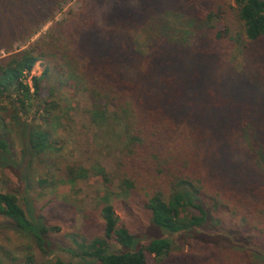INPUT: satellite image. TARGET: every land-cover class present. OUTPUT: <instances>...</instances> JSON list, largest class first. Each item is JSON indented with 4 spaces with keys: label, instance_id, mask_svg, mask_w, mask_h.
<instances>
[{
    "label": "trees",
    "instance_id": "obj_1",
    "mask_svg": "<svg viewBox=\"0 0 264 264\" xmlns=\"http://www.w3.org/2000/svg\"><path fill=\"white\" fill-rule=\"evenodd\" d=\"M70 1L0 0V170L19 173L15 141L29 170L18 189L0 188V218L29 244L17 256L0 245V264H63L47 258L57 251L85 264H176L166 234L183 236L194 256L203 246L208 264H264V182L213 175L234 138L194 113L199 101L222 105L216 79L204 74L218 45L264 39V0H80L23 49ZM187 6L192 22L180 29L175 13ZM38 170L45 188L94 180L93 206L51 198L58 216L48 218L25 193ZM116 200L141 206L145 231L163 235L143 242Z\"/></svg>",
    "mask_w": 264,
    "mask_h": 264
},
{
    "label": "rangeland",
    "instance_id": "obj_2",
    "mask_svg": "<svg viewBox=\"0 0 264 264\" xmlns=\"http://www.w3.org/2000/svg\"><path fill=\"white\" fill-rule=\"evenodd\" d=\"M79 6L80 0L70 1L63 11L56 16L55 21H51L43 26L41 31L28 43L23 45L22 48H28L30 45L36 43L42 35L46 34L53 27L55 22L62 19L64 14L72 9H77ZM189 12L190 8L187 6L184 11L179 9V11L175 13V15L181 17L182 25L180 24V29H184V21H186V23L188 22V25L192 22L193 16H191ZM147 25L144 26L143 29L149 31L146 34L152 39L153 23L151 22ZM189 29L192 30L193 28L189 27ZM235 34L237 36L238 33ZM195 36L199 41L201 39L200 37L205 36V34L197 28ZM217 48L219 50V55L216 62L212 64L214 69L211 68L205 71L204 74L208 76L213 74L212 77L216 79L217 90L223 97L222 105L214 109L209 107V105L203 107L199 101L194 113L199 118L204 119L206 124H210L212 128L221 133L224 132L228 136L229 133L232 132L234 138L232 144L236 149L232 154L227 151V149L219 150L222 153H219L217 158L213 160V175H218L223 180L236 177L243 181L250 178L256 179L254 182L259 180L264 182V39L251 42L241 38V40H237V42L234 43L228 41L219 44ZM196 50L195 54L198 52ZM195 54H190L191 60H193V58L195 60L199 59ZM43 68L44 65L39 62L34 66L32 74H41ZM206 97L211 100L208 94H206ZM76 130L78 129H68L65 138L69 139L70 135L75 134ZM116 140L117 136L114 134L108 137L107 144L108 146H112L113 150L116 149V146L113 145ZM107 144L105 143L103 145L108 148ZM14 148L17 153L15 160L19 165V173H16L12 166L3 168L4 172L1 169V189H6L8 187H16L18 189L22 186V184H20L21 180L19 175L21 174L22 176L24 172H29L26 168L23 169L25 165L21 164V143L15 141ZM71 149L72 146L66 150L70 151ZM67 154L68 153H64L63 155L66 156ZM258 162H260V164L256 167ZM43 177L44 175L38 170V172L32 176L30 186L25 191L26 196L34 205L36 204L37 209H42L46 206L47 202L51 201V198L61 201L64 196L70 199L84 200L85 203L89 204V207L93 206L91 199H93L92 195L95 193L93 187L94 180H91L89 184L81 182L76 186L60 185L45 188V186L39 183ZM118 200L114 202L117 216L120 218L121 222L126 224L131 230L141 234L144 238L143 242H146L147 238L151 236L163 235L162 230L158 229L154 230L152 233H150V231H145L148 225V219L142 211L141 206L135 204L133 208H128L123 202H118ZM54 208L46 206L42 213L46 214L48 218H57V213L55 215V212H53ZM231 217L235 218V221L238 218L235 215ZM148 233L150 234L146 235ZM163 237L174 238L173 240L176 242L175 256L177 255L179 257L178 259H180L176 264L181 262V256L187 255V253L192 254L189 250L191 245H187L188 243L183 236L181 238L179 235L170 236L166 234ZM0 245L5 246L12 254L17 256L22 255L29 244L18 236L10 227L5 226V220L0 218ZM35 252L38 253L37 251ZM202 252H204V247L199 246L197 251H195V256L192 254L191 256L193 257H189L188 263L186 261L185 263L208 264L209 259L205 260L201 257ZM47 258H49V260L59 259L63 264H85L80 259L73 258L62 251L53 252V254Z\"/></svg>",
    "mask_w": 264,
    "mask_h": 264
}]
</instances>
